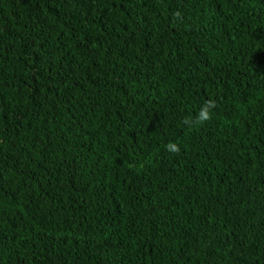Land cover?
<instances>
[{
  "label": "trees",
  "instance_id": "trees-1",
  "mask_svg": "<svg viewBox=\"0 0 264 264\" xmlns=\"http://www.w3.org/2000/svg\"><path fill=\"white\" fill-rule=\"evenodd\" d=\"M0 264H264V0H0Z\"/></svg>",
  "mask_w": 264,
  "mask_h": 264
},
{
  "label": "clouds",
  "instance_id": "clouds-1",
  "mask_svg": "<svg viewBox=\"0 0 264 264\" xmlns=\"http://www.w3.org/2000/svg\"><path fill=\"white\" fill-rule=\"evenodd\" d=\"M212 105L211 104H207L206 106H204L201 109V112L199 114V122H203L205 120H207L209 118L210 115V109H211ZM167 149L171 152H178L179 148L177 145L170 143L169 145H167Z\"/></svg>",
  "mask_w": 264,
  "mask_h": 264
}]
</instances>
